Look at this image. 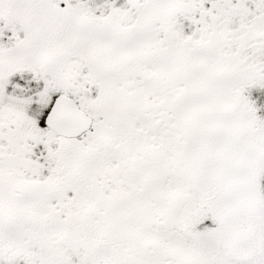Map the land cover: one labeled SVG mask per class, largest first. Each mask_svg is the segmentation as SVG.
Returning a JSON list of instances; mask_svg holds the SVG:
<instances>
[{
	"label": "snow or ice",
	"instance_id": "obj_1",
	"mask_svg": "<svg viewBox=\"0 0 264 264\" xmlns=\"http://www.w3.org/2000/svg\"><path fill=\"white\" fill-rule=\"evenodd\" d=\"M0 264H264V0H0Z\"/></svg>",
	"mask_w": 264,
	"mask_h": 264
}]
</instances>
